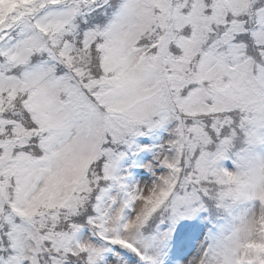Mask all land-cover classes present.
<instances>
[{
    "label": "snow or ice",
    "instance_id": "1",
    "mask_svg": "<svg viewBox=\"0 0 264 264\" xmlns=\"http://www.w3.org/2000/svg\"><path fill=\"white\" fill-rule=\"evenodd\" d=\"M0 264H264V0H0Z\"/></svg>",
    "mask_w": 264,
    "mask_h": 264
}]
</instances>
